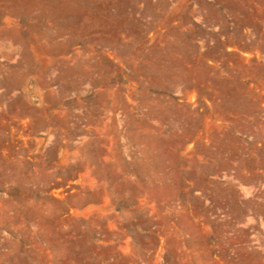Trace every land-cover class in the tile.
I'll list each match as a JSON object with an SVG mask.
<instances>
[{
    "label": "rangeland",
    "instance_id": "obj_1",
    "mask_svg": "<svg viewBox=\"0 0 264 264\" xmlns=\"http://www.w3.org/2000/svg\"><path fill=\"white\" fill-rule=\"evenodd\" d=\"M12 1L22 26L98 29L61 22L68 0ZM69 2L101 15L110 93L86 95L100 125L69 140V178L0 133V264H264V0Z\"/></svg>",
    "mask_w": 264,
    "mask_h": 264
},
{
    "label": "crops",
    "instance_id": "obj_2",
    "mask_svg": "<svg viewBox=\"0 0 264 264\" xmlns=\"http://www.w3.org/2000/svg\"><path fill=\"white\" fill-rule=\"evenodd\" d=\"M63 6L67 14L61 15V22L89 21L98 24V29L79 31L64 26L49 30L37 23L22 26L19 10L14 15L0 14V133L10 131L19 137L23 165H60L65 169L50 173L51 178H69V168L84 160L87 146L69 140L79 139L100 125L93 112L94 102L86 95L99 96L103 87L104 93H110L105 85L108 75H102L107 64L94 49L101 44V15H85L88 5L75 9L69 0ZM83 37L94 41L88 44L92 52L84 50L82 54H97L96 60L70 57V47ZM70 152L73 165L69 164Z\"/></svg>",
    "mask_w": 264,
    "mask_h": 264
}]
</instances>
